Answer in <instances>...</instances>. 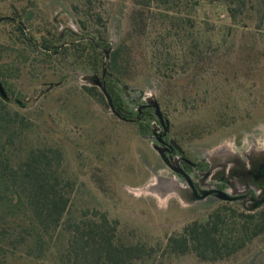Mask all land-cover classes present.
I'll use <instances>...</instances> for the list:
<instances>
[{
	"label": "rangeland",
	"instance_id": "1",
	"mask_svg": "<svg viewBox=\"0 0 264 264\" xmlns=\"http://www.w3.org/2000/svg\"><path fill=\"white\" fill-rule=\"evenodd\" d=\"M225 1L0 0V18L17 11L36 43L59 37L57 54L49 55L17 37L15 23H0L5 103L32 125L19 156L33 146L59 148V170L73 184L69 215L97 221L98 213L116 221V239L146 249L134 264H251L264 249V232L214 262L193 253H165L168 238L185 226L234 211L239 228L242 212L223 205L182 206L174 196L161 202L139 193L154 175L168 176V170L147 133L117 120L99 89L87 93L73 73L101 76L103 51L113 41L122 66L110 87L122 107L133 109L138 96L153 91L171 137L187 151H208L233 139L244 147L264 145V8L260 0H246L245 10L231 18ZM70 32L106 40L96 69L83 64L73 47L61 46L71 39L62 34ZM108 72L113 74L110 54ZM59 243L66 245L64 237ZM54 248L50 243L53 254ZM48 257L49 251L21 262L53 264Z\"/></svg>",
	"mask_w": 264,
	"mask_h": 264
},
{
	"label": "trees",
	"instance_id": "2",
	"mask_svg": "<svg viewBox=\"0 0 264 264\" xmlns=\"http://www.w3.org/2000/svg\"><path fill=\"white\" fill-rule=\"evenodd\" d=\"M225 2L231 18L245 10L246 0ZM257 4L264 8V0ZM14 26L16 36L24 39L27 45L49 55L57 54V37L46 38L38 44L27 36L23 27ZM73 48L78 58L85 59L83 64L96 69L97 57L101 54L85 43ZM119 56L120 47L110 53V69L116 80L121 77ZM0 84L4 89L6 83L0 81ZM83 88L89 94L96 91L94 87ZM107 91L120 113V95L110 86ZM97 94L103 99L101 93ZM1 98L0 264H30L21 261L28 257H46L48 251V260L53 264H134L142 260L147 254L145 247L125 245L116 239L117 222L109 220L105 214L94 213L99 216L97 221L78 220L69 215L73 184L59 170L63 160L60 149L33 146L19 156L21 141L32 125L7 107V97ZM138 127L140 134L145 135L149 123L140 122ZM239 217V228H236L234 211L230 215L216 213L204 223L193 222L179 235L168 238L165 253H193L203 261L213 262L228 258L242 248L246 240L264 232V214L257 218L242 214ZM63 237L66 245L61 246L59 241ZM50 243L55 246V254L50 251Z\"/></svg>",
	"mask_w": 264,
	"mask_h": 264
},
{
	"label": "flooded vegetation",
	"instance_id": "3",
	"mask_svg": "<svg viewBox=\"0 0 264 264\" xmlns=\"http://www.w3.org/2000/svg\"><path fill=\"white\" fill-rule=\"evenodd\" d=\"M14 14L15 12L13 17ZM18 19L17 13V21ZM18 23L15 24L19 25ZM62 35L71 38L70 42L61 45L65 48L85 42L89 48L100 53L106 46L97 38L75 35L72 32ZM57 38L59 42V37ZM112 79V74L107 70L103 80L106 89ZM146 98L148 97L138 96L131 110L122 107L119 113L115 108L125 121L113 116L121 122L134 125L143 121L149 123V130L144 137H151L149 142L163 149L167 164L172 169L161 159L160 161L168 170V175L177 178L187 188L194 206H228L242 212L245 217L257 218L264 214V145L250 143L244 147L241 140L233 139L208 151H187L171 137V126L169 133L165 132L164 126L153 115V109L146 106ZM163 116L167 119L164 114ZM171 140L177 143L180 151L171 145Z\"/></svg>",
	"mask_w": 264,
	"mask_h": 264
},
{
	"label": "water",
	"instance_id": "4",
	"mask_svg": "<svg viewBox=\"0 0 264 264\" xmlns=\"http://www.w3.org/2000/svg\"><path fill=\"white\" fill-rule=\"evenodd\" d=\"M15 14L13 18H1L0 23L4 20H10L11 22L18 23L17 21V12L14 10ZM21 27L24 28L22 23H18ZM25 29V28H24ZM98 41L105 43L106 40L102 39L101 37L97 38ZM113 49V41H110V47L103 51V63H102V74L101 76H97L95 74H83L80 72L73 73V76L77 79L79 84L86 87H94L98 88L101 94L103 95L106 105L108 107L109 113L114 115L117 119L125 121V118H122L120 114L115 110L113 105L112 97L107 91L104 83V78L106 76L107 70L109 69V54ZM57 85V84H56ZM53 87L50 85L48 89ZM0 95L1 97H6L4 89L0 84ZM146 106L153 109V115L160 121L162 126H164V130L166 133H169L170 123L167 119H164V116L160 110L159 103L157 101L155 93L152 91L151 95L146 98ZM147 140H151V137H146ZM171 145L181 150L177 143L173 140L170 141ZM151 148L155 151V153L159 156V158L170 168L167 164V159L164 156L163 149L160 148L158 145L150 144ZM139 193L150 195L155 197L157 200L163 202L169 196H174L177 201L182 206H194V202L190 200V195L187 193V188L183 184H181L177 178L174 176H162V175H154V180L144 187L139 189ZM251 264H264V249L257 253V255L253 258Z\"/></svg>",
	"mask_w": 264,
	"mask_h": 264
}]
</instances>
